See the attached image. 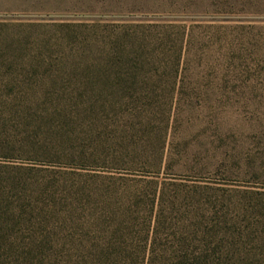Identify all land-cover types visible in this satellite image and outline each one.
I'll return each mask as SVG.
<instances>
[{
  "label": "rangeland",
  "instance_id": "rangeland-1",
  "mask_svg": "<svg viewBox=\"0 0 264 264\" xmlns=\"http://www.w3.org/2000/svg\"><path fill=\"white\" fill-rule=\"evenodd\" d=\"M0 193L23 264H264V0H0Z\"/></svg>",
  "mask_w": 264,
  "mask_h": 264
},
{
  "label": "trees",
  "instance_id": "trees-1",
  "mask_svg": "<svg viewBox=\"0 0 264 264\" xmlns=\"http://www.w3.org/2000/svg\"><path fill=\"white\" fill-rule=\"evenodd\" d=\"M5 199H3V196L0 193V264H23L24 259L23 251H17L15 250L16 245H13V240L17 241V237L15 236L14 231V225L10 227L12 224V219L14 216L9 217L7 215V210L4 205ZM15 221V220H14ZM16 222V227L20 222ZM19 248V247H18ZM187 255L183 256L186 257ZM17 257V259H15Z\"/></svg>",
  "mask_w": 264,
  "mask_h": 264
}]
</instances>
